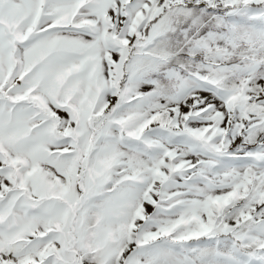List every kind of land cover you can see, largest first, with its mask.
Masks as SVG:
<instances>
[{
	"label": "snow or ice",
	"instance_id": "obj_1",
	"mask_svg": "<svg viewBox=\"0 0 264 264\" xmlns=\"http://www.w3.org/2000/svg\"><path fill=\"white\" fill-rule=\"evenodd\" d=\"M0 264H264V0H0Z\"/></svg>",
	"mask_w": 264,
	"mask_h": 264
}]
</instances>
